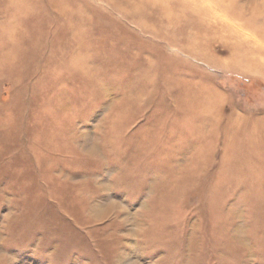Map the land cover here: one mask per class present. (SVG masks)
Listing matches in <instances>:
<instances>
[{"label":"rangeland","instance_id":"1","mask_svg":"<svg viewBox=\"0 0 264 264\" xmlns=\"http://www.w3.org/2000/svg\"><path fill=\"white\" fill-rule=\"evenodd\" d=\"M0 264H264V0H0Z\"/></svg>","mask_w":264,"mask_h":264}]
</instances>
